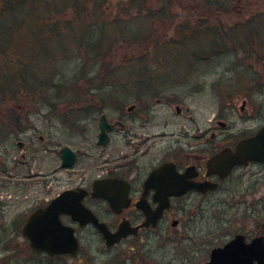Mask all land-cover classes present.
Returning <instances> with one entry per match:
<instances>
[{
	"label": "flooded vegetation",
	"instance_id": "1",
	"mask_svg": "<svg viewBox=\"0 0 264 264\" xmlns=\"http://www.w3.org/2000/svg\"><path fill=\"white\" fill-rule=\"evenodd\" d=\"M250 29V32L244 30L242 37L250 36L252 40L239 38L231 47L226 46L235 56L236 72L232 74L233 83L224 84L222 87L225 89L220 86L221 88L216 91L220 102L211 118L202 122L194 121L190 108L183 105L184 100L175 97L173 98V114L184 120L156 121V114L149 104L151 100L149 98L153 94L157 95L158 90L152 89L138 90L135 97L139 104H131L125 110L124 107H116L115 110L113 108L116 111L114 116H107L104 111H101L100 106L94 110L93 120L96 119L94 146L101 152L92 158L95 162L94 177L80 178L82 180L77 185L67 189L85 190L82 204L89 208L99 221L104 222L109 230L115 231L121 223L126 225L129 232L115 245L106 247L107 250H111L114 246H122L130 240L149 239L155 231L159 239L175 241L176 244L186 242L192 245L189 234L194 227V222L211 217L220 225L219 222L224 221L222 214H226L225 209H244V215L249 218L250 231L246 233L239 228L232 234H217L213 241L211 238L207 239L208 242L204 245L203 251L206 252L207 257L205 260L202 259V264L209 261L213 249L222 247L237 234L243 236L245 243H249L255 237L263 236L264 238L262 227L264 220L258 223L253 216L255 213L253 204L258 201L254 197L263 190L264 186L263 141L259 142L261 152L257 151L259 146L257 136L264 128V39L261 40L259 31L255 30L258 28ZM183 84L184 82H176L174 87H181ZM229 87L230 90H228ZM109 91L113 90L109 89ZM160 101H162L161 98H155V103ZM101 115L105 116V124L108 126L105 133L106 141L102 144L97 143ZM68 122L65 121V124L68 125ZM84 122L87 120L80 118L73 122L75 125L69 124V129L83 138L86 129L81 125ZM24 124L18 127L20 133L33 128L31 125L28 127V122ZM72 125L74 128L76 126L77 131ZM50 137H52L50 133L46 137L39 135V146H36L34 142L31 144L33 135L27 137L30 155L38 156L42 151L56 155L60 169H68L62 167L60 161L59 151L65 145L52 149L48 143L44 144ZM26 143L18 141L16 144L25 148ZM71 149L75 152L76 161L79 153L75 148ZM106 149L108 151L104 155ZM254 152H258L255 158ZM218 155H220L218 162L209 168L210 160ZM101 158L104 160L100 161ZM33 174L29 178L40 177L41 179L36 180L39 187L34 188L33 193L30 194V200L34 202V206L19 215L22 220L16 221L20 223L18 228L21 237V228L29 214L35 209L45 207L53 197L66 190H61L55 196L45 200L44 195L48 191L45 187L48 186L49 174H44L40 170L34 176ZM94 182L99 183L100 189L117 192L125 205H118L113 210L107 200L92 196ZM15 183L18 185L21 182ZM93 202H97L102 210L109 213L106 219L100 216V210L90 205ZM101 204L106 207H101ZM4 208L5 205L2 204L0 206L2 215ZM143 208L150 213L158 208L163 209L155 224H152L146 220L147 214ZM204 211H209L210 215L204 216ZM199 215L201 216L198 217ZM60 220L64 224L76 226V231L78 226L69 215H60ZM146 221L149 224L143 225ZM12 222L15 223V220ZM86 227L91 225L82 228ZM171 230H175V233L171 234ZM190 248L186 251H198V249ZM135 250L137 246L133 243L129 251ZM31 253L41 254L47 260L64 257V255H49L44 252ZM133 256L135 258L134 252L124 250V252H114L111 259L116 261V264H126L124 259H129L132 261L129 264H134L137 259L134 260ZM144 262L153 264L148 259ZM152 262L161 264L156 260ZM112 264L115 263L112 262Z\"/></svg>",
	"mask_w": 264,
	"mask_h": 264
},
{
	"label": "rangeland",
	"instance_id": "2",
	"mask_svg": "<svg viewBox=\"0 0 264 264\" xmlns=\"http://www.w3.org/2000/svg\"><path fill=\"white\" fill-rule=\"evenodd\" d=\"M21 1L24 3L22 9L25 10L27 7L26 1ZM151 2L153 4L152 7H159L156 0H151ZM230 2L229 8L231 9H222L216 12L213 9L208 10L203 6H198L193 0H174L172 9L169 10L165 19L162 18L155 21L149 30H154L155 34H158L157 36L161 39H166L168 36L177 37V25L188 22L192 27L195 21L200 19L196 17V14L202 12V14L207 16L212 15L211 22L218 21V24H221L222 28L228 31L232 30L233 33L230 37L236 41L239 38L242 40H252L250 36L248 38L242 37L243 31L250 32V28L252 27L258 28L255 30L259 31L260 39L263 40L264 0H232ZM63 6L66 8L64 13L58 10L54 12L60 18L59 23H61V20L63 22L64 20L75 21L70 5L64 3ZM128 6L127 2L121 3L119 0H102L99 6L104 11L101 12L102 19H112L115 14L122 16L124 13L121 11L128 9ZM19 13L17 14L18 18H22V12L21 14ZM23 13L25 14L26 12L24 11ZM88 20L91 22L89 18ZM226 40H230V38L226 37ZM229 42L226 41V45L221 44L224 46V49L217 51V55L222 53L221 55L207 57L204 64L197 65L193 75L182 76L181 74L183 73H177L173 74V81H160L157 88L158 94H153L149 98L151 99L149 104L153 107L156 114V121L170 120L180 122L184 120L173 114V98L175 97L184 100L183 105L190 108L194 121L202 122L212 117L216 106L220 102L216 91L224 84L230 85L233 79L232 74L236 72L235 56L233 52H229V49L226 48L227 45H230L227 44ZM200 44L205 45L203 49L205 53H209L213 49V43L201 42ZM217 44L220 43L218 42ZM151 46L150 44L142 43L141 46L134 49L132 46L129 47L127 43L115 44L112 49V52H114L112 54L113 57L110 55L111 53L108 55V58H110L109 62L103 63L104 61H101L102 63H98L95 60L88 61L84 72L79 73L78 64L85 58V48L81 46L75 54L66 56L69 58L63 60L58 68V72H61L65 79H71L74 76L73 84L75 83L78 88L76 87L75 94H69L70 98L67 96L55 97L57 92L53 89L49 91L50 94L46 93V98L50 97L47 99L54 104L53 109L47 105V99L43 100L38 95L40 94L38 90H36L35 94L38 95L39 100L36 98L35 103H32L29 99L25 100L19 94H17L19 96L17 98L20 100V104L17 103L18 99H12L9 96H6L3 102L0 99V204L2 202L5 205L3 215L0 214V264H112V262L116 264L117 262L112 260L111 256H113L114 252H124V250L134 252L135 258L134 256L133 258L134 260L137 259L134 264H143L142 262L146 261V259L151 261V263L156 260L157 262H161V264H202L203 260L207 257L206 252H203L204 245L208 242L207 239L211 238L213 241L217 234H232L233 231L239 228L249 233V218L244 215V209H225L226 214H222L224 221L219 222L220 225L215 223L211 217L205 220H196L189 234L192 238V245L186 242L176 244L175 241L159 239V235L155 231L149 239L130 240L122 246H114L111 250H107L102 244L99 235L92 227H77L76 236L80 242L78 255L76 257L65 256L62 259L56 258L51 260H47L41 254H32L28 242L20 236L18 228L20 223L16 221L22 220V218H19L21 217L19 215L29 211L34 206V202L30 200V194L33 193L34 188L39 187L36 180L41 179L40 177L29 178L30 175L34 173V176L38 170L44 174H49L48 186L45 187V190H48L44 195L45 200L55 196L61 190L77 185L82 180L80 178L94 177L95 162L92 158L94 155L101 153L94 146V134L96 131V119L95 121L93 120L94 110L100 106L101 111H104L107 116H114L116 114V111H114L116 107H124L125 110L131 104H139L136 102L135 97L139 89H135L132 86L129 88L127 86L123 90L116 87L112 89V92L109 89L98 88L106 84L105 80L109 75L107 73L108 68L111 67L112 69L120 66L122 63L124 64V61L137 58V56L141 57L144 53L150 54L152 50ZM126 48L131 49V51L128 53ZM159 53L163 55V51H159ZM125 55L127 56L125 57ZM158 58L162 57L159 56ZM163 70L164 68H158L155 71L156 73L154 72L157 75L156 77H165L166 73ZM129 75L116 76L121 79H128ZM111 77L109 76V78ZM126 79L123 82L126 85L130 84ZM176 82H184L186 85L174 87ZM194 88L195 90H201L194 91ZM228 90H230V87ZM61 93L65 94L67 92L63 90ZM155 98H161L162 101L155 103ZM78 118L87 120V122L81 125L85 126L84 128L86 129L83 136L84 139L80 135H77L75 131L69 129V124L75 125L73 122L79 120ZM65 121H69L68 125L65 124ZM24 122H28V127L31 125L33 130L26 129L25 133H20L18 127L24 126ZM74 129L76 130V126ZM49 133L52 137L45 141L44 144L48 143L52 149L68 145L78 151L79 156L70 168L61 170L56 155H50L47 152L44 153L42 151L41 155L38 156L30 155L28 151L30 144H28L26 138L33 135V139L30 140L31 144L34 142L36 146H39L38 136L42 135L46 137ZM18 141L27 142L26 147L17 146L16 143ZM107 149L104 150V155H106ZM103 160L101 158L100 161ZM15 182H21L18 183L20 186L16 185ZM254 198L258 201L253 204L255 212L253 216L260 223L264 220V186L263 190L258 192ZM90 205L96 210L101 211L100 216L102 218L106 219L108 217L109 213L106 210H102L97 202H93ZM101 207L106 206L101 204ZM209 215V211H204V216L207 217ZM14 220L15 223L12 222ZM162 228H164V225H162ZM172 233L174 234L175 230H171ZM133 243L137 246V250L129 251V247ZM188 248L198 249V251L187 252ZM127 255L129 254L127 253ZM123 261L126 264L132 262L129 259H124Z\"/></svg>",
	"mask_w": 264,
	"mask_h": 264
},
{
	"label": "trees",
	"instance_id": "3",
	"mask_svg": "<svg viewBox=\"0 0 264 264\" xmlns=\"http://www.w3.org/2000/svg\"><path fill=\"white\" fill-rule=\"evenodd\" d=\"M23 1L27 4L25 10L22 9L24 3L21 0H0L2 102L6 96L17 100L19 94L25 100L29 99L35 103L38 95L43 100L50 98H46L45 95L50 94L49 91L52 89L57 92L55 97L70 98L69 94H75L78 88L75 83L73 84L74 76L65 79L61 72H58V68L63 60L69 58L66 56L75 54L81 46L85 48V58L78 64L79 73L84 72L88 61L109 62L108 55L111 53L113 57L112 49L115 44L127 43L134 49L142 43L152 45L150 54L144 53L141 57L124 61L120 66L108 68L106 84L97 88L118 87L123 90L127 86L128 88L132 86L139 90H157L161 80L173 81L175 73H193L197 65L206 62L205 58L222 54L217 55V51L224 49L221 44L226 45V41H230L227 43L230 45L227 46L231 47L236 42L230 37L232 30L222 28L218 21L211 22L212 15H204L200 10L201 13L196 14L200 19H197L192 27L188 22L179 23L176 27L177 37L159 38L154 30L149 29L158 19H165L172 9L174 0H156L159 4L156 8L152 7L151 0H119L121 3L127 2L128 9L121 11L124 13L122 16L113 15L112 19H102L101 12L104 11L99 7L102 0ZM193 1L198 6L217 12L231 9L229 4L232 0ZM64 3L70 5L75 21L64 20V23L61 20L59 23L60 18L54 12L58 10L64 13L66 9ZM21 12L22 18H18L17 14ZM226 37L230 40H226ZM201 42L213 43L212 51L205 53L203 51L205 45H201ZM218 42L220 44H217ZM126 50L128 53L131 51L129 48ZM159 51H163V55ZM159 56L162 58H158ZM158 68H164L165 77H156L155 71ZM125 74L126 76L130 74L128 79L116 76ZM125 79L130 84L126 85L123 82ZM36 90L40 91V94L36 95ZM63 90L67 93L62 94ZM17 103L20 104L19 99ZM46 103L53 109V102L47 99Z\"/></svg>",
	"mask_w": 264,
	"mask_h": 264
},
{
	"label": "water",
	"instance_id": "4",
	"mask_svg": "<svg viewBox=\"0 0 264 264\" xmlns=\"http://www.w3.org/2000/svg\"><path fill=\"white\" fill-rule=\"evenodd\" d=\"M99 123L100 133L97 143L102 144L106 141L105 133L108 129L104 115H101ZM260 141L264 142V128L257 136L258 152H261ZM59 153L63 167L73 164L75 153L69 147H62ZM257 153L254 152V158L257 157ZM219 156L210 160L209 168L215 166L220 159ZM85 193L86 191L80 188L64 190L51 199L45 207L38 208L29 214L21 228V234L27 238L33 251H43L50 255L69 254L71 256L77 253L79 246L74 233L75 229L61 222L59 218L61 214L69 215L71 220L77 222L80 227L87 224L93 225L101 234L106 246L118 242L129 232L124 223H121L115 232L110 231L104 222L99 221L95 214L82 204L81 200ZM91 195L107 200L113 210L118 205H125L124 200L121 202V196H118L117 192L100 189L99 183L96 182L93 184ZM163 208H158L152 213L143 208L147 214L146 220L155 224ZM147 221L143 225H148ZM262 227L264 229V223ZM206 264H264V238L263 236L255 237L249 243H245L243 236L237 234L222 247L213 249Z\"/></svg>",
	"mask_w": 264,
	"mask_h": 264
}]
</instances>
